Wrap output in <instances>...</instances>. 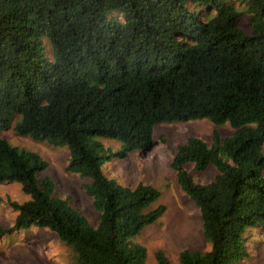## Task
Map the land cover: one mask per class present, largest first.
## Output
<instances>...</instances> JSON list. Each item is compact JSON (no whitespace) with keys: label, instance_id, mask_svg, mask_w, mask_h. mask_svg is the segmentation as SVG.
<instances>
[{"label":"trees","instance_id":"obj_1","mask_svg":"<svg viewBox=\"0 0 264 264\" xmlns=\"http://www.w3.org/2000/svg\"><path fill=\"white\" fill-rule=\"evenodd\" d=\"M197 6L214 14L204 19ZM18 115L17 136L68 147L66 171L90 181L96 226L53 195L52 179L38 181L41 156L2 138ZM201 119L233 133L213 130L211 145L189 138L171 160L210 245L178 261L234 264L250 257L247 228L264 226V0H0V184L20 183L30 196L8 202L14 230L55 233L73 264H144L133 240L164 214L163 205L146 211L160 193L123 186L102 165L150 151L158 124ZM97 138L122 148L110 153ZM189 164L218 174L196 183ZM155 259L170 264L162 251Z\"/></svg>","mask_w":264,"mask_h":264},{"label":"rangeland","instance_id":"obj_2","mask_svg":"<svg viewBox=\"0 0 264 264\" xmlns=\"http://www.w3.org/2000/svg\"><path fill=\"white\" fill-rule=\"evenodd\" d=\"M235 7L243 10L238 4ZM192 10L204 19L214 14L210 12L207 15L206 10L200 6ZM238 24L245 34H250L247 17L240 18ZM21 119V116H15L11 128L2 133V138L11 146L41 156L48 166L37 175L38 181L45 177L52 179L55 185L53 195L67 200L71 207L96 226L99 214L93 208L84 188L90 181L66 171L70 157L68 147L37 143L30 138L17 136L13 128ZM213 130L222 139L233 133L228 122L215 125L209 119L158 124L153 130L154 146L150 151H133L125 158L113 157L102 165L104 174L123 186L134 188L141 183L154 187L160 193V197L146 211L163 205L164 214L145 227L133 240L146 250L144 264H156L157 251H162L170 264H179L178 255L183 250H210V245L202 234L199 209L179 187L170 163L177 147L185 144L189 138H199L211 145ZM97 139L110 153H116L122 148V143L117 140ZM261 152L264 154V145ZM184 169L199 184L213 181L218 174L213 166L202 173H197L190 164ZM28 200L30 196L22 191L20 183L0 184V264H73L71 252L55 233L36 227L20 231L13 229L16 212L9 207L8 202L22 204ZM244 243L250 257L234 264H264V226L247 228Z\"/></svg>","mask_w":264,"mask_h":264}]
</instances>
